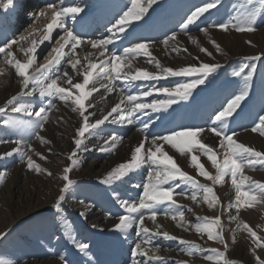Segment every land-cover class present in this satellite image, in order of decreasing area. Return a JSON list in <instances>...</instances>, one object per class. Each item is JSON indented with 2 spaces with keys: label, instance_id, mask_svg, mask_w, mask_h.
<instances>
[{
  "label": "snow or ice",
  "instance_id": "snow-or-ice-1",
  "mask_svg": "<svg viewBox=\"0 0 264 264\" xmlns=\"http://www.w3.org/2000/svg\"><path fill=\"white\" fill-rule=\"evenodd\" d=\"M159 2L160 0H127L125 10H122L111 22L110 27H107L108 35L100 39L86 38L85 34L77 30V25L83 27L82 5L76 4L74 0L68 4H65L64 0H60L59 3H48L38 12L29 14L33 18V23L38 18L47 20L42 30L33 28L26 35L14 38L0 47L3 64L14 71L21 86L19 93L11 96L3 106H0V113H5L10 108L12 113L34 117L31 120H4L5 126L20 132L27 130L28 137L34 136L41 144L49 145L51 141L42 136L41 131L49 122L50 113L59 110L55 101L61 102L63 107L69 108L80 118L72 137L74 147L66 157L69 163L59 176L63 185L50 208L44 210L53 218L62 217L66 194L76 183L70 178V174L82 164L80 155L97 149L95 145L90 147L86 141L96 137L98 130H101L106 122L131 125L140 116H149L151 119V113L166 111L181 101L189 100L197 88L209 83L210 79L224 67L219 62L211 64L201 62L198 65L190 64L177 68L165 67L150 50L159 43L165 50L171 48L174 53L179 54L183 51L191 55L189 49L183 47L178 39L179 34L183 33L200 52L212 56V52L201 46L189 32L190 26L197 24L205 14L210 15L211 10L218 8L221 0H207L202 6L195 7L179 24V32L172 31L159 42L141 38L130 39L135 30L142 26L141 22H147L149 10ZM10 6H14V0H0V7L7 9ZM243 8V11L238 10L225 21L209 22L199 28L217 53L225 54L222 46L209 35L211 29L224 33L233 30L237 33L254 32L257 30L258 20L264 18V0H246ZM54 32L57 35L55 44L59 47L52 46L48 51L46 63L38 64L32 71L37 64L38 49L45 42H52ZM248 43L252 44L251 41ZM13 46L23 54V60L17 58ZM89 48L97 52L87 51ZM78 49L83 50L85 54L81 56ZM140 57H144L146 63L153 64L155 71L135 66V62ZM195 59L198 60L199 57ZM261 59V55L245 56L243 57L245 62L231 71L230 75L237 78L238 88L226 98L219 109L215 110L207 128L184 127L181 130H173L167 135L154 134L151 137L145 134L132 148L128 158L99 178V183L111 190L112 200L123 210L117 216L118 222L113 225L112 230L120 233L125 240L128 239L129 233L135 230L137 240L133 241L130 249V264H151L153 261L167 264L166 258L158 255L159 246H153L156 237L178 241L181 245L178 251L188 257L202 255L203 259L211 264H237V261L228 257L229 242L225 237L227 229L222 222V215L225 212L228 213L230 223L236 222V228L231 229L232 243H236L237 232H246L253 245L250 251L254 255L256 264H264V259L256 254V249L264 250V237L240 219L241 209H253L257 205L264 207V182L246 175V169L264 170V151L241 142L238 139L239 133L230 127L234 117L251 99L257 71L256 61ZM65 64L67 68L64 67ZM4 74L5 69L0 66V75ZM169 77L189 79L177 83L174 87H158L156 84H150L145 89L136 84L138 81L158 82ZM117 82H121L123 86L118 87ZM101 90L106 94L118 92L120 100L106 114H103L102 109L99 110L102 115L96 118L97 111L90 109H96L95 95ZM153 93H162L165 98L158 99ZM37 96L41 102L39 107L31 103L19 102L20 97ZM148 97H153L150 102H146ZM45 100H47L46 105L43 103ZM261 111L264 112V109ZM62 121L63 117H60L58 122ZM149 126L145 123L140 131L147 133ZM251 132L264 137V115L257 116ZM208 133L215 138V144L205 142V134ZM122 139L112 135L104 140L98 150L114 152ZM0 143L16 145L10 151L0 154V159L19 155L20 161L29 171L49 177L54 175L33 159L30 153H34L42 161L47 160V156L35 151L30 139L25 135L14 141L0 140ZM166 145L180 156L187 157L189 166L196 170L198 176L210 183H201L184 171L177 163L176 157L169 154V150H165ZM48 152L51 153L52 149L48 148ZM202 156L211 163V167L215 170L214 174L206 170L201 162ZM145 168H147V176L144 182L132 185L142 191L135 199L121 198L116 186ZM6 176V172L0 171V184L5 183ZM226 178L230 179L231 187L234 189V199L227 205L222 203L214 190V186L224 184ZM198 196L209 209L219 208L220 214L214 217L196 216L197 222L192 224L190 220L185 219V212L181 210L177 198H186L199 203ZM80 203L85 208L92 207L85 201ZM233 209L235 215L232 214ZM188 211L192 209L189 208ZM161 213L166 218L170 217L171 220L176 221V226L184 231L189 230L186 227L189 225L201 238L206 235L208 241L222 245L223 250L205 249L196 241L183 239L162 230V225L157 222V217ZM80 216L87 219L85 211H81ZM146 221H151L154 228L147 226ZM40 222L43 223V220ZM92 227L97 226L92 225ZM64 230L66 238L73 247L80 254L89 256L90 245L77 239L67 220H64ZM8 234V232H0V240L6 238ZM60 259L63 264H69L65 257L61 256ZM0 264H3V261H0ZM175 264H188V262L176 260Z\"/></svg>",
  "mask_w": 264,
  "mask_h": 264
},
{
  "label": "bare ground",
  "instance_id": "bare-ground-1",
  "mask_svg": "<svg viewBox=\"0 0 264 264\" xmlns=\"http://www.w3.org/2000/svg\"><path fill=\"white\" fill-rule=\"evenodd\" d=\"M59 2L60 0H32L31 3L26 2L25 4H23L22 0H14V6H10L7 9L0 7V47H3L7 42L14 38H18L21 35H26L28 32H31L33 28L42 30L44 24L47 23V20L45 18H38L35 20V23H33V18L30 17L29 14L38 12L40 9H43L48 3ZM71 2L72 0H64L65 4ZM74 2L84 7V12L81 13V15L84 17V21L82 22L83 27L77 25V30L85 34L86 38L91 39H100L106 37L108 35L106 31L107 27H110L111 22H113L114 19L118 17L122 10H125V6L127 4V0H74ZM184 2L185 4L189 5L187 9L188 11L183 12L174 18H168L167 16H165L163 11L165 7H168V5L170 4H181ZM200 2L201 0H160L158 5H154L153 8L149 10V14L146 17L147 22H141L142 26L135 30L130 39L141 38L144 40L159 42L170 35L172 31L179 32V24L186 17V15L189 14L191 10H193V8L199 5ZM19 5H22L21 9H16V7ZM160 17L163 18L157 22ZM213 17L216 16L207 18V22H200L195 25H191L189 32L190 35H192L199 41L201 46L207 48L208 51L212 52V56H208L206 53L200 52L199 48L188 41L187 36H185L183 33L179 34L178 39L181 41L183 47H187L189 49L191 55H188L183 51H181L179 54L174 53L171 51V48L165 50L164 47L159 43H157L156 46L150 50L152 51L153 55L157 59H159L163 66L172 68L190 64L198 65L201 62L210 64L215 63L219 60L221 62H224L232 57L252 55L258 53L259 51H264V30L262 32L256 33L254 37L250 38V40L257 45V47L254 48L247 45V42L245 43L246 34L239 35L235 32L230 31L227 33H219L220 31L216 32L217 30L215 31L211 29L209 35L222 46L225 54L217 53L212 44L209 43V40L206 36H202L200 33H196L199 32V28L202 27V25L204 26ZM53 37L57 38L56 32L53 33ZM47 44H49V42H45V44L42 45L40 49H38L39 54ZM56 46L59 47L58 44ZM13 50L17 58L23 60V54L16 50V46H13ZM78 51L81 56L85 54L83 50L78 49ZM87 51L97 52V50H93L90 48L87 49ZM174 56L176 57L174 61H172V59H169ZM196 57H199V59H195ZM1 58L2 57H0V66H2L5 71H7L4 75H0V106H3L7 99L20 92L21 86L18 79L14 75V71L11 70L9 66L4 65L3 59ZM44 63H46V59ZM36 66L38 65H34L32 71L35 70ZM135 66L142 69H147L148 71H155L154 65L146 63L144 57L138 58V60L135 62ZM64 67L67 68L68 66L65 64ZM69 71L71 72L70 69ZM178 78L180 77H169L158 82L138 81L136 82V84L145 89L148 88L150 84H156L158 87H171L173 81L177 80ZM117 85L118 87L123 86L121 82H117ZM222 94H220L219 97L214 96V99L208 102H206L207 100L203 101L202 104L204 107L199 114H197L196 112H191L189 114L188 111L190 110V108L188 109L187 105H190V101L187 100L173 105L166 111L151 113V119H149V116H140V118L138 120H135V122L131 125L127 123L120 124L106 122V124L102 126V129L98 130L96 137H92L88 141H86L87 143H89L90 147L95 145L97 146V149L88 153H82L80 155V159L82 160L81 166L74 169L70 176L72 178H83L91 180L92 183H99V178H101L108 170L128 158L132 148L143 138L145 134L151 137L154 134L167 135L170 134L173 130H181L184 127L201 126L207 128L211 122L209 118L215 112V110L219 109L220 105L223 102ZM153 96L158 99L165 98L164 94L162 93H153ZM102 97L106 98L102 99ZM152 98L153 97L146 98V102H150ZM119 100L120 97L118 92L106 94L103 90H101L100 93L95 95L96 109H90V111L96 110V118H100L102 113L99 110L102 109L103 114H106V112L109 111L111 107L116 103H118ZM19 102L31 103L36 107H39L41 104L38 96L20 97ZM43 103L44 105H46L47 100H45ZM57 106L59 110H53L50 113L49 122L41 131V135L51 141V144L49 145L41 144L40 141L37 140L34 136L28 137L27 130H25L24 132H20L17 129L11 127H9V130H4V128L7 127L3 124L4 120H31L34 119V117H27L22 114L12 113L10 108L5 113H3L1 119L2 121H0V129L3 128L1 130L4 133H7L5 131L9 132V141H14L21 135H25L26 138H29L35 151L47 156V160L42 161L34 153H30L31 155H33V159L36 160L37 163H40L43 168L50 170L54 175L52 177H49L45 174H36L32 171H29L26 168L25 164L20 161L19 155H13L5 159H0V163L6 164V167L9 168V186L6 188L4 194L5 217L4 219H0V224H3L4 221H7L9 224V220H14L11 219V216L13 214H16L15 216L18 217L21 214L28 212L30 209L27 207L30 206L32 211L27 214H23L22 216L28 215L31 212L36 213L38 211L45 210L46 207L52 204L55 198L56 193L54 192L57 190L55 188L62 183V180L59 179V176L62 174L63 168L69 163L66 157L74 147L72 137L74 135L75 129L78 127L80 119L79 116L76 113H72L69 108L63 107L61 102H59ZM180 115L186 116L184 123H182V121H178L179 118L177 119V121L175 120L176 116L179 117ZM60 117H63L62 122H58ZM111 119L112 118H110V120ZM145 123H148L150 125L147 129V133L140 131ZM112 135L123 138L122 140H120L114 152L99 151V146H102L104 140ZM206 135H210V133ZM250 139L257 143L260 142L255 137H250ZM15 146L16 145H14L13 143H7L6 145L0 143V154H3L8 150L10 151ZM48 148L52 149L51 153L48 152ZM165 150H169V154L172 153V155H174L176 159L178 161H181V163L183 164L185 163V161H189L187 157L180 156L178 153H175L174 150H170V147L167 145L165 146ZM58 161H60V168H58V170L56 171L52 167V164L56 162L58 163ZM22 174L25 182L28 183V188L25 190L23 189L24 191H19L18 185L19 182H21ZM146 176L147 168L145 171L143 170L142 172L132 175L130 178H128L127 182L125 181L124 183L117 185L116 191L119 192L121 198L123 199H135L142 190L139 188H134L132 187V185L141 184L146 179ZM220 194L223 197H228L226 188H221ZM91 198H95L94 200L96 201H109L111 199V190L106 188L105 193L101 192L99 196L92 195ZM77 199L78 200L76 201V203L71 202L72 206L70 209H72V211L74 212H78L79 214L81 211L86 212L87 219H84L80 216L81 221L86 224V228H84V231H86V229L90 231L96 229L100 231L101 229L102 231L108 230L117 222V219H114L112 216H104L103 213L95 210L93 205H95L96 202H93V199L91 201H88L87 199H85V197L83 198V195L81 197H78ZM185 200L187 202L190 201V199ZM81 201H85L86 204H90L92 205V207L85 208V206L80 203ZM191 204L193 205V203ZM106 205L109 206L103 207L102 204H100L98 207L101 210L108 212V208L112 206L114 209L112 214L120 213L121 211L123 212L118 204H113L111 203V201L110 203L107 202ZM26 209L29 210L26 211ZM252 214L254 213L252 212L250 216ZM157 222L162 225V229L168 232L176 233L175 231H177L178 229L176 226V222L171 220V218H164L161 220H157ZM13 223L14 222H12V224ZM148 223H150V225L147 224V226L152 227V222ZM92 225H96L97 227L93 228ZM179 229L182 231V228L179 227ZM54 236H56V233L54 234ZM243 237L246 239L244 234L241 235V238ZM57 238L54 242L55 245L57 243ZM128 238L129 240L125 245V250L121 253V256H118L112 264H130V249L133 246V241L137 240V236L134 235L132 231V234L129 235ZM160 238L156 237L153 240V246H159L160 251L158 255L164 256L165 251L161 249V246L163 245H161V243L159 242ZM244 241L241 239V241L235 245V249L239 251L240 256H243L245 260L251 262L253 258L248 255V250L246 248L247 245ZM55 252L56 251H54L53 253ZM233 252L235 251L233 250ZM75 262L76 264L79 263L78 261ZM155 263L156 261L151 262V264ZM27 264H62V262L55 257V259L33 261Z\"/></svg>",
  "mask_w": 264,
  "mask_h": 264
},
{
  "label": "rangeland",
  "instance_id": "rangeland-1",
  "mask_svg": "<svg viewBox=\"0 0 264 264\" xmlns=\"http://www.w3.org/2000/svg\"><path fill=\"white\" fill-rule=\"evenodd\" d=\"M206 2L207 0H201L198 6H202ZM245 3H246V0H221V3L217 9L211 10L210 15L205 14V16L202 17L200 21H198L197 23L207 22L208 20L207 18L211 16H216V17L211 18L209 22L225 21L229 19L231 15L235 14L238 10L243 11L244 10L243 6L245 5ZM188 6L189 5L185 4V2L181 4H170L168 5V7H165L163 11H164L165 16H167L168 18H174L180 15L181 13L188 11L187 10ZM162 18L163 17H160L157 20V22L160 21ZM204 26L202 25V27ZM212 30L216 31L217 29H212ZM263 30H264V18H261L260 20H258L257 30L254 32L237 33L234 30L230 32H235L239 35L246 34L245 43L247 42L246 43L247 45L256 48L257 45L254 42H252L250 38L254 37L256 33L262 32ZM219 31L220 30H217L216 32H219ZM196 33H200L202 36H204V34L201 33L200 31ZM219 33H224V32L220 31ZM55 40L56 38L53 37L52 42H49V44H47L43 48V50L38 56L37 65L40 63H44L46 57L48 56V51H50V48L52 46L58 47L56 46L57 44H55ZM248 41H251L252 44H249ZM252 55L262 56V59L260 61H256L257 71L254 76L252 96H251V99L247 102V104L243 107V110L240 111L239 114L234 117L232 123L230 124V127L234 129L237 133H239L238 139L241 142L244 141L243 143H245L246 145L253 146L257 150L264 151V146H263L264 137H261L258 134L251 132V127L253 126L254 121L256 120L257 116L264 115V112L261 111V109H264V51H259L258 53L252 54ZM245 56H251V55L236 56V57L229 58L224 62H221L220 60L215 62V63L219 62L223 64L224 67L218 71V73L214 76V78L210 79L209 83L197 88L194 91L193 96L189 99L190 105H187V108L188 109L190 108V110L188 111L189 114L191 112H194V113L196 112L197 114H199L203 110V107H204L202 104L203 101L207 100L206 102H208L214 99V96L219 97V95L222 93H223L222 103H224L226 98L230 97V95L237 90L238 88L237 78H233L230 75V73L234 68H238L242 63L245 62L243 60V57ZM169 59H172V61H174L176 57L174 56ZM6 72L7 71H5V73ZM188 79L189 78L187 77H180L177 80L173 81L171 87H174L177 83L186 82ZM191 102H194V103H191ZM55 103H57V105L59 104L58 101L57 102L55 101ZM194 104L196 107L194 106ZM213 115L214 113L211 115V117ZM2 116H3V113H0V121H2L1 120ZM178 118H179L178 121H182V123H184L186 116H183V115H180L179 117L176 116L175 120L177 121ZM1 129H0V140L9 141V132L5 131L7 133H4L2 132ZM5 129L9 130V127H5L4 130ZM245 129H248V130L245 131ZM250 137H255L260 142L257 143L255 141H252ZM205 142L209 144H215L216 140L214 139L212 134L210 135L205 134ZM1 144L6 145L7 143H1ZM59 162L60 161H58V163L56 162L52 164V167L56 171L58 170V168H60ZM201 162L204 164L206 170L214 174L215 170L211 167V163L207 161L206 157L202 156ZM177 163L181 166V168L184 171L188 172L190 175L195 177L201 183H210L203 177H200L197 175L196 170L193 167L189 166V161H185V163L183 164L181 163V161L177 160ZM6 166H7L6 164L0 163V171H4L7 173L5 183L0 184V219H4L5 217L4 216V212H5L4 194H5L6 188L9 186V172H8L9 168H7ZM145 170L146 168L144 169V171ZM23 174L21 175V182H19V185H18L19 191H24L25 189L28 188V183L25 182ZM246 174L249 176L251 175V177L255 180L264 182V170L246 169ZM70 178L74 180L76 183H75V186L71 188L69 192L66 194V199L63 202L64 211H63L62 217L53 218L49 213L45 212L44 210L38 211L36 213L31 212L28 215L22 216L23 214H27L30 211H32L31 206H30V207H27L30 210L26 209V211L29 210L28 212L23 213L18 217L15 216L16 214H13L11 216V219H14V220L13 221L9 220V224L7 221H4L3 224H0V232L9 233L6 238L0 240V261H3V264H27L33 261H43L45 259H55V257L56 259L61 261L60 259L61 256L65 257L66 260L69 262V264H76L75 261H78L79 262L78 264H101V261L103 260H104L103 261L104 264H112L117 259L118 256H121V253L125 250V245L128 243L129 238L125 240L120 233L112 230L113 226L110 227L111 229L109 228L108 230H104V231H100L97 229L91 230V231L86 229V231H84L85 230L84 228H86V224L83 223V221H81L80 214L70 209L72 206L71 202L76 203V201L78 200L77 198L83 195V198L85 197V199H87L88 201H91L93 199V202H96V204L94 203L95 205H93L95 210L99 211L100 213H103L104 216H109V213H111V216L114 219H117V216L121 214L122 211L120 213L112 214L114 210L112 206L108 208L109 211L111 212L103 211L98 207L100 204H102L103 207L104 206L108 207L109 205H106V203L107 202L110 203V201L111 203L116 204L115 201L112 200V198L106 202L102 200L96 201L94 200L95 198H91L92 195L99 196L101 192L105 193L107 187L97 182L92 183L91 180H87L83 178H72L71 176ZM127 181L128 179H126V182ZM62 185H63V181L61 185L55 188L57 190L54 192L56 193V195H55L53 202L58 197L59 190L62 187ZM221 188L222 189L226 188L227 193H228L227 198L223 197L220 194ZM214 190L216 194L218 195L219 199L225 205H227L230 201L234 199V189L231 187L229 178H226V181L224 184L214 186ZM177 199L179 201V204L181 205V210L185 212V219L190 220L192 224H195L197 222L196 216L214 217L220 214L219 208L209 209L208 206L205 203H203L202 200H200L199 196H198L199 203L193 202L192 200L187 202L185 200L186 198H181V197H178ZM191 203H193V205ZM52 204L46 207V209L50 208ZM189 208H191L192 211H188ZM252 212L254 214L250 216ZM232 214L235 215L234 209L232 211ZM164 218L166 217L164 216L163 213H161L160 215H158L157 220H161ZM240 219L247 222L254 230L258 232L259 235L264 237V207L257 205L252 210L251 209H241ZM42 220H43V223L40 222ZM64 220H67L69 222L70 228L74 232L77 239L83 242H86L91 246L89 248L90 251L88 250L89 256H84L83 254H80L73 247V245L69 242V240L66 238V234L64 230ZM12 222L14 223L12 224ZM148 222H151V221H146V224L150 225V223ZM222 222L224 223L227 229L225 231V237L229 242L228 257L230 259L237 261V264H256L254 255L250 251V248H252L253 245L251 244V240L248 238L247 233L237 232L236 233V243L233 244L231 229L236 228V222L230 223L228 221L227 212H225L222 215ZM151 225L152 227H154L152 223ZM186 227H189L188 231H184L183 229L181 231L179 227H177L178 229L177 231H175L177 234L171 233V232L169 233L177 237H181L183 239L196 241L205 249L219 248L220 250H223L222 245L216 242H213V241H208L206 235L203 238H201L195 233L194 229H192L189 225H186ZM132 231L134 235H136L135 230H132ZM132 231L129 233V235L132 234ZM55 233H56V236H54ZM242 234H244L246 239L244 237L241 238ZM54 237L59 238L57 239L56 245L54 244L55 239H56ZM241 239L243 241L246 240L244 242L247 245L246 247L248 250L247 253L249 256L253 258L251 262H248L247 260H245L243 256H240L239 251L235 249V245L238 242H240ZM159 242L161 243V245H163L161 246V249L165 251L164 256L166 258L167 264H175L176 260L187 261L188 264H211V262L204 260L202 255H197L196 257H188L180 253L178 250L181 247V245L176 240H167L161 237L159 239ZM233 250L235 252H233ZM54 251H56L55 252L56 255L55 253H53ZM53 254L55 257L53 256ZM256 254L259 255L262 259H264V250L256 249ZM155 264H159V262H156Z\"/></svg>",
  "mask_w": 264,
  "mask_h": 264
}]
</instances>
